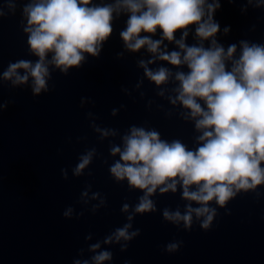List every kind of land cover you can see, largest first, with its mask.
Wrapping results in <instances>:
<instances>
[{
  "label": "water",
  "instance_id": "water-1",
  "mask_svg": "<svg viewBox=\"0 0 264 264\" xmlns=\"http://www.w3.org/2000/svg\"><path fill=\"white\" fill-rule=\"evenodd\" d=\"M28 2L0 0L4 13L0 17V103L6 104L0 109V264H73L74 259H87L91 264L95 253L89 245L96 242L101 244L97 252L113 253L112 260L103 264H264V185L240 190L226 208L211 201L217 208L212 227L201 229L194 219L190 231L184 230L182 222L175 226L165 221L162 212L179 208L183 213L186 204L198 205L182 197L180 184L175 192L161 193L158 188L150 196L157 210L134 214L129 231L139 228L140 234L128 248L121 251L119 243H103L129 222L127 216L143 195L111 174V165L119 160V154H111V147L123 150L122 137L132 126L156 130L161 139L180 140L190 150L199 146L201 133L194 120L185 118L188 110L169 100L176 95L175 72L187 68L156 59L147 67L153 71L167 67L173 77L159 86L152 82L139 61L147 63L153 54L146 47L135 52L124 47L119 33L126 27L127 14L121 13L113 20V32L98 56L84 53L81 66L69 68L66 74L50 65L49 91L33 94L31 77L25 84L12 85L2 76L10 62L38 59L30 53L23 31L22 7ZM111 2L92 0L97 5ZM258 2L220 0L214 13L220 25L215 39L225 50L236 44V58L240 41L264 43V3L257 6ZM180 35L178 30L175 38ZM152 39H161L159 29ZM185 43H199L195 25L189 26ZM203 43L209 45L207 40ZM165 45L167 51H179L174 42L164 40L161 49ZM105 130L106 136L102 135ZM92 149L90 164L82 175H74L80 156ZM85 191L87 195L82 196ZM124 204L130 206L128 212L122 211ZM69 207L73 212L66 218L62 213ZM173 241L183 243L178 251L166 252L165 245Z\"/></svg>",
  "mask_w": 264,
  "mask_h": 264
},
{
  "label": "clouds",
  "instance_id": "clouds-1",
  "mask_svg": "<svg viewBox=\"0 0 264 264\" xmlns=\"http://www.w3.org/2000/svg\"><path fill=\"white\" fill-rule=\"evenodd\" d=\"M259 3L264 0H259L257 6ZM9 6L14 11V3ZM220 6V0H112L102 5L93 4L92 0H29L22 7L27 45L38 59L10 62L2 76L12 85L25 84L31 77L33 94L49 91L50 65L66 74L69 68L81 66L84 53L98 56L102 44L113 32V20L121 13L127 14L126 27L119 33L124 47L133 52L146 47L153 54L147 63L139 61L146 77L157 86L167 84L173 77L167 67L160 66L155 71L147 67L156 59L178 69L187 68L186 72H175L176 95L169 100L188 110L185 118L194 120L196 130L201 133L197 137L199 146L190 150L180 140L161 139L156 130L132 126L122 137L123 150L111 147L112 155L119 154V160L110 167L111 174L117 181L126 180L130 188L141 190L143 195L127 216L129 222L106 236L104 244L119 243L121 251L128 248L129 242L140 234L139 228L129 231L134 214L157 210L150 196L158 188L161 193L175 192L180 184L182 197L198 205L186 204L183 213L179 208H165L162 212L165 221L175 226L182 222L184 230L190 231L194 219L201 229L212 227L217 208L211 206V201L226 208L240 190H256L258 185H264V43L240 41L238 58L234 57L236 44L225 50L215 39L220 25L214 13ZM3 15L0 11V17ZM190 25H195L198 44L185 43ZM158 29L161 39H152ZM178 30L181 35L176 39ZM228 31L226 27L224 32ZM164 40L174 42L179 51H167V45L161 49ZM206 40L207 47L203 43ZM4 107L6 104L0 103V109ZM102 135H108V131ZM94 152L92 149L80 156L74 175H82ZM61 172L66 179V170ZM86 195V191L82 193ZM129 207L124 204L122 211L128 212ZM72 212L69 207L62 215L71 218ZM226 214H230L227 209ZM182 243L169 242L164 250L174 253ZM100 247V242L89 245V250L95 253L91 264L112 260L110 250L96 251ZM73 264L90 261L74 259Z\"/></svg>",
  "mask_w": 264,
  "mask_h": 264
}]
</instances>
